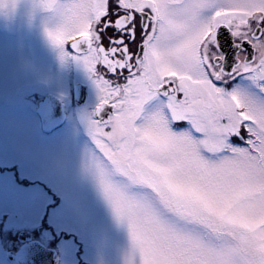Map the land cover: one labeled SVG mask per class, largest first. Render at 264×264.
<instances>
[{"label":"snow or ice","instance_id":"obj_1","mask_svg":"<svg viewBox=\"0 0 264 264\" xmlns=\"http://www.w3.org/2000/svg\"><path fill=\"white\" fill-rule=\"evenodd\" d=\"M40 3L97 89L88 163L138 264H264V0Z\"/></svg>","mask_w":264,"mask_h":264},{"label":"rangeland","instance_id":"obj_2","mask_svg":"<svg viewBox=\"0 0 264 264\" xmlns=\"http://www.w3.org/2000/svg\"><path fill=\"white\" fill-rule=\"evenodd\" d=\"M0 5V168L6 170L0 171V264H14L5 260L7 250L22 248L25 231L58 250L62 264H138L127 221L117 217L89 167L95 148L80 131L88 130L90 103L74 108L69 124L52 135L41 133L32 111L43 95L70 102L76 82L88 86L95 103L92 78L66 50L70 38L69 55L49 38L56 28L52 8L39 0Z\"/></svg>","mask_w":264,"mask_h":264},{"label":"water","instance_id":"obj_3","mask_svg":"<svg viewBox=\"0 0 264 264\" xmlns=\"http://www.w3.org/2000/svg\"><path fill=\"white\" fill-rule=\"evenodd\" d=\"M39 111L47 128H51L61 120L58 103L51 96L41 102ZM105 118L107 117L105 116ZM19 238L23 242L27 241V243L18 254L11 253V258H16L22 264H55L53 260L54 250L46 249L38 242H32V235L29 232H23Z\"/></svg>","mask_w":264,"mask_h":264},{"label":"flooded vegetation","instance_id":"obj_4","mask_svg":"<svg viewBox=\"0 0 264 264\" xmlns=\"http://www.w3.org/2000/svg\"><path fill=\"white\" fill-rule=\"evenodd\" d=\"M87 87H88V86H87ZM68 97H69V96H67V98H68ZM97 102H98V101H96L95 103L93 102L92 95H91L90 90H89V88H88V97H87L86 103H85L83 106L88 105V104L90 103L91 106H90V108H89L88 111H89V113L91 114V113L94 111ZM83 106H81V107H83Z\"/></svg>","mask_w":264,"mask_h":264},{"label":"bare ground","instance_id":"obj_5","mask_svg":"<svg viewBox=\"0 0 264 264\" xmlns=\"http://www.w3.org/2000/svg\"><path fill=\"white\" fill-rule=\"evenodd\" d=\"M70 120V117H69V119H68V121ZM70 122V121H69ZM25 123H26V126H29L30 125V123L28 122V121H25ZM69 124V123H68ZM55 133V132H54ZM53 133V134H54ZM10 257V255H8L7 256V258H9ZM53 260H55V257H54V259ZM60 264H62V259H61V262H60Z\"/></svg>","mask_w":264,"mask_h":264},{"label":"clouds","instance_id":"obj_6","mask_svg":"<svg viewBox=\"0 0 264 264\" xmlns=\"http://www.w3.org/2000/svg\"><path fill=\"white\" fill-rule=\"evenodd\" d=\"M39 4H40L41 7H43V6L41 5V3H40V0H39ZM44 8H45V7H44Z\"/></svg>","mask_w":264,"mask_h":264}]
</instances>
